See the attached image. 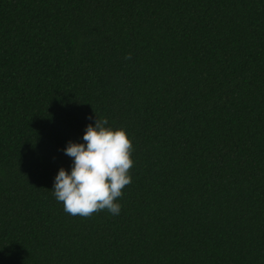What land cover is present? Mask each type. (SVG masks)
Instances as JSON below:
<instances>
[{"label": "trees", "instance_id": "1", "mask_svg": "<svg viewBox=\"0 0 264 264\" xmlns=\"http://www.w3.org/2000/svg\"><path fill=\"white\" fill-rule=\"evenodd\" d=\"M96 118L132 183L74 217ZM0 264H264V0H0Z\"/></svg>", "mask_w": 264, "mask_h": 264}, {"label": "clouds", "instance_id": "2", "mask_svg": "<svg viewBox=\"0 0 264 264\" xmlns=\"http://www.w3.org/2000/svg\"><path fill=\"white\" fill-rule=\"evenodd\" d=\"M131 59V53L125 56ZM108 120L88 125L84 143L69 142L64 152L72 158L70 173L60 168L53 194L71 216L90 218L101 211L115 216L121 212L117 201L132 183L133 145L123 128L107 127Z\"/></svg>", "mask_w": 264, "mask_h": 264}]
</instances>
